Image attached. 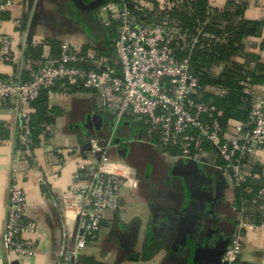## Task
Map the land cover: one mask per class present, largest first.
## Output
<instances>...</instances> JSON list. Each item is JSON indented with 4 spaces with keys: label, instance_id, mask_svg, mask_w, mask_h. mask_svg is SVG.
I'll list each match as a JSON object with an SVG mask.
<instances>
[{
    "label": "crops",
    "instance_id": "1",
    "mask_svg": "<svg viewBox=\"0 0 264 264\" xmlns=\"http://www.w3.org/2000/svg\"><path fill=\"white\" fill-rule=\"evenodd\" d=\"M126 1L130 8L135 2ZM169 1L153 0L151 21L154 17L163 21L161 11ZM246 1L245 17L260 21L261 27L244 38V51L235 58L252 68L255 61L251 55L264 58V0ZM225 4L226 0H210L214 8L223 9ZM100 22L99 28L89 26L75 0H13L1 26L2 33L13 37V57L8 62L0 61V81L14 76L29 78L43 61L58 52L64 40L93 63H116L112 28ZM109 47L112 53L107 55ZM251 93H264V82L253 84ZM43 103L44 119L39 118L37 105L29 106L33 123H41L39 141H33L27 151L19 138L21 115L0 99V124L6 130L0 136V256L14 174L27 195L25 214L37 219L39 226L34 256L18 262L55 264L63 226L53 198L68 193L77 171L86 172L82 164L95 166L106 154L112 161L121 159L132 167L136 183L121 188L119 207L105 212L98 239L86 247L85 255L97 264H199L197 249L212 251L238 229L242 234V264H264V204L260 221L244 216L247 208L237 205L236 185L219 166L212 143H207L195 158L165 152L138 117L126 114L118 120L113 109L102 105L97 91L82 86L58 84L43 94ZM236 123L225 128L227 137L236 133ZM244 165L243 175L251 174L252 166L253 170L256 166L264 176V147L249 154ZM184 173L199 186L198 190L188 188ZM257 208L248 206L251 211ZM65 224L66 244L72 247L77 222L67 219Z\"/></svg>",
    "mask_w": 264,
    "mask_h": 264
},
{
    "label": "built area",
    "instance_id": "2",
    "mask_svg": "<svg viewBox=\"0 0 264 264\" xmlns=\"http://www.w3.org/2000/svg\"><path fill=\"white\" fill-rule=\"evenodd\" d=\"M12 3L0 0L1 62L13 57V37L1 32L3 14ZM97 14L105 27H111L113 17L119 20L113 43L116 63H93L64 40L58 52L43 61L29 78L14 76L0 81V99L21 115L19 138L25 149L30 151L33 143L31 103L42 91H51L58 84L82 86L97 91L102 105L113 109L118 120L126 114L138 117L165 152L195 158L207 143H212L219 166L238 186L243 179V158L264 147V93L253 94L248 120L237 122L236 133L227 137L218 107L203 99L200 77L190 57H176L172 42L180 33L177 25L137 17L126 0H109L98 7ZM94 149L101 151L98 145ZM81 168L86 172H76V182L68 193L53 198L63 226L55 264H87L86 247L98 239L105 212L119 207L123 186L136 183L132 167L121 159L112 161L106 154L97 165L82 164ZM26 200V192L14 174L6 203L1 264H14L35 254L39 226L37 219L26 216ZM67 219L77 222L72 247L66 244ZM242 249L238 229L230 237L220 264H242Z\"/></svg>",
    "mask_w": 264,
    "mask_h": 264
},
{
    "label": "trees",
    "instance_id": "3",
    "mask_svg": "<svg viewBox=\"0 0 264 264\" xmlns=\"http://www.w3.org/2000/svg\"><path fill=\"white\" fill-rule=\"evenodd\" d=\"M107 1L109 0H101V4ZM134 1L131 7L134 14L150 20L149 12L153 0ZM144 2H151V5L146 6ZM247 4L246 0H226L224 8L218 9L210 5V0H170L161 11L163 22L177 25L180 29V33L174 36L172 42L176 57L178 59L190 57L192 68L200 77L203 99L216 104L224 128L233 122L248 120L253 99L251 86L264 82V58L260 59L256 54L251 55V60L255 61L252 68H248L245 62L235 58L244 51V38L256 34L261 27L260 21L245 17ZM118 23L119 20L116 18L109 27L112 28L110 38L113 41L117 36ZM111 53L112 48L109 47L106 54ZM217 67L220 68L219 71L215 70ZM45 92L46 90L42 91L31 103L38 106L40 119H44L46 111L44 103L42 104ZM39 123L40 120L31 123L34 142L39 141L37 138L40 131ZM5 131L0 124V136ZM242 161L243 169L244 164L248 163V155ZM250 173L243 175L241 183L236 186V201L239 207L247 208L244 216L248 220L260 221L263 209L261 204H264V176L256 166L254 170L252 166ZM256 173L259 176L256 177ZM251 205L258 206L257 210L248 209ZM85 260L87 264H97L87 256Z\"/></svg>",
    "mask_w": 264,
    "mask_h": 264
},
{
    "label": "water",
    "instance_id": "4",
    "mask_svg": "<svg viewBox=\"0 0 264 264\" xmlns=\"http://www.w3.org/2000/svg\"><path fill=\"white\" fill-rule=\"evenodd\" d=\"M79 9L81 10L82 19L91 27L99 28L101 25L100 19L96 15V9L101 5V0H91L89 2H85L83 0H75ZM153 22L159 23L160 17H154ZM185 177L186 174L184 173ZM186 183L188 188L195 192V190L199 189V186L194 184L191 180L186 177ZM230 238H227L222 244H218L216 248L212 251H204L203 249H197L195 252V256L199 261V264H220L221 256L225 251ZM0 264H1V256H0ZM14 264H19L17 260L14 261Z\"/></svg>",
    "mask_w": 264,
    "mask_h": 264
},
{
    "label": "rangeland",
    "instance_id": "5",
    "mask_svg": "<svg viewBox=\"0 0 264 264\" xmlns=\"http://www.w3.org/2000/svg\"><path fill=\"white\" fill-rule=\"evenodd\" d=\"M2 249H3V242H2ZM1 256L4 258V252L2 251Z\"/></svg>",
    "mask_w": 264,
    "mask_h": 264
}]
</instances>
